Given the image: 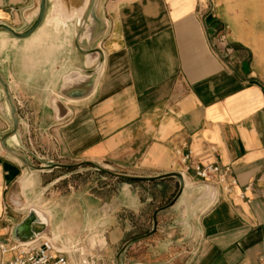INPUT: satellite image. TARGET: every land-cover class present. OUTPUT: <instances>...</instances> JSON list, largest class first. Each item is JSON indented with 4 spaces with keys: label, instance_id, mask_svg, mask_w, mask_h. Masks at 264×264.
Listing matches in <instances>:
<instances>
[{
    "label": "crops",
    "instance_id": "crops-1",
    "mask_svg": "<svg viewBox=\"0 0 264 264\" xmlns=\"http://www.w3.org/2000/svg\"><path fill=\"white\" fill-rule=\"evenodd\" d=\"M57 3L49 0L29 37L0 32V71L19 115V143L9 138L7 146L37 167L94 162L142 177L181 173L173 168L176 152L189 148L199 164L230 167L237 184L225 191L184 173L185 189L159 214L158 233L168 226L166 243L178 245L174 235L186 230L181 264H264V84L244 61L220 56L221 23L206 0H98L104 29L92 40L86 32L78 39L77 16L65 18ZM34 5L0 0V24L25 31ZM94 50L100 53H85ZM7 105L0 85V138L13 128ZM87 167L94 169H79ZM31 171L0 146V205L6 195H27L20 183ZM46 171L38 176L75 170ZM138 183L126 185L135 208L123 211L138 210L147 197L155 211L179 189L175 178ZM3 211L0 226L11 240L16 218ZM157 244L139 264H157Z\"/></svg>",
    "mask_w": 264,
    "mask_h": 264
},
{
    "label": "rangeland",
    "instance_id": "rangeland-1",
    "mask_svg": "<svg viewBox=\"0 0 264 264\" xmlns=\"http://www.w3.org/2000/svg\"><path fill=\"white\" fill-rule=\"evenodd\" d=\"M206 3L221 23L216 45L220 56L227 62L244 61L248 74L264 84V0H206ZM173 168L181 169L177 160ZM25 179L20 186L23 187ZM35 183L31 195L13 198L6 195L1 201L0 214L2 209L7 216L12 214L17 225L32 209L45 212V224H37L35 231L56 241L59 235L58 244L68 253L69 264H116L118 252L128 241L148 234L153 228L154 206L148 197L142 200L138 210L123 211L125 206L135 208L133 189L129 191L126 185L134 187L138 182L117 180L87 167L61 175L45 173L37 176ZM150 189L153 188L149 185L142 186L146 193ZM185 231L174 235L178 245H173L166 243L172 229L167 226L161 233L157 230L153 236L133 243L122 255L121 264H139L148 254L149 244L156 241L157 264H181L180 239ZM100 239L105 241L102 247ZM172 250L179 252L172 254Z\"/></svg>",
    "mask_w": 264,
    "mask_h": 264
},
{
    "label": "water",
    "instance_id": "water-1",
    "mask_svg": "<svg viewBox=\"0 0 264 264\" xmlns=\"http://www.w3.org/2000/svg\"><path fill=\"white\" fill-rule=\"evenodd\" d=\"M57 3V8L60 13L63 14L65 18H71L73 16H77L78 18V25H79V35L78 39L82 36L83 33H88L89 34V39H95L97 36H99L103 29H104V24H102L96 16V9H97V3L98 0H56ZM72 2V3H70ZM75 2V3H74ZM49 7V0H35V5L32 10H30L27 14L29 16V19L31 16L34 14L35 18L34 20L30 23V26L25 30V31H20L17 32L16 30L12 29L11 27L0 24V32H6L10 34L11 36L19 39H24L32 35L44 22L47 11ZM85 53L89 54H96L100 53L98 50L94 51H86ZM102 66V60H100V63L90 71L88 74V78H86L85 83L81 86L82 91L84 94L86 92H89L95 83V80L97 78L98 71L101 69ZM77 76V75H76ZM0 85L4 91L7 104L10 110L11 118H12V123H13V128L10 132L4 134L0 138V146L2 150L15 157L18 159L22 164L32 170V171H41L42 169L46 170H54V169H67V170H75L79 169L85 166H91L97 171L124 181L128 182H158L170 178H175L179 181V189L175 195V197L165 206L160 207L156 209L153 213L152 221H153V228L152 230L144 235L140 236L137 238H133L130 241H128L118 252L116 256V264H121V257L122 255L126 252V250L135 242L151 237L153 236L157 230H158V216L160 213L170 209L176 202L177 200L181 197L184 189H185V181H184V175L178 172H171V173H166L162 174L159 176L155 177H142V176H131V175H126V174H121L117 172H113L111 170H108L94 162H83L80 164H75V165H68V164H53L47 168L43 167H37L34 164H32L22 153L15 151L7 146V140L15 135H17L18 130H19V115H18V110H17V105L15 100L13 99V96L11 94L10 87L7 83V80L3 76V74L0 71ZM34 215L29 213L28 216H26L23 221L17 225H15L12 230H11V240L17 242V243H33L41 238L42 235L39 232L35 231V226L37 223L34 222ZM35 231V233H34ZM31 232L32 234L28 236V233ZM45 239H49L52 241V243L60 250L61 248L58 244V241L45 237ZM64 251V250H63ZM67 253V252H66ZM68 254V253H67Z\"/></svg>",
    "mask_w": 264,
    "mask_h": 264
},
{
    "label": "built area",
    "instance_id": "built-area-1",
    "mask_svg": "<svg viewBox=\"0 0 264 264\" xmlns=\"http://www.w3.org/2000/svg\"><path fill=\"white\" fill-rule=\"evenodd\" d=\"M176 153L177 163L182 168L181 174L192 171L198 179L220 186L225 191H229L237 184L230 167L199 164L195 160L194 152L189 148L184 152L179 149ZM4 209L6 211V208ZM7 234L8 231L0 226V253L4 256L0 264H69L67 253L58 249L49 239L41 238L33 243H17L5 239Z\"/></svg>",
    "mask_w": 264,
    "mask_h": 264
},
{
    "label": "bare ground",
    "instance_id": "bare-ground-1",
    "mask_svg": "<svg viewBox=\"0 0 264 264\" xmlns=\"http://www.w3.org/2000/svg\"><path fill=\"white\" fill-rule=\"evenodd\" d=\"M8 106V105H7ZM9 108V107H8ZM10 142L19 143L17 135L11 137ZM177 157V156H176ZM47 168V167H44ZM39 172H47L46 169H42L41 171H31L30 174L26 177V182L24 183L23 187L27 193V195H31L32 190L36 186L35 181H37V176ZM180 172H182V168L180 169ZM35 177V178H34ZM31 214L34 215L35 223L37 224H45L47 214L45 212L38 211L36 209L31 210ZM59 229V228H58ZM35 233V231H34ZM32 233L29 232L28 236H30ZM57 241H60V236L57 235L56 237ZM92 243H94L92 239ZM99 245L102 247L105 245L104 239L99 240Z\"/></svg>",
    "mask_w": 264,
    "mask_h": 264
}]
</instances>
